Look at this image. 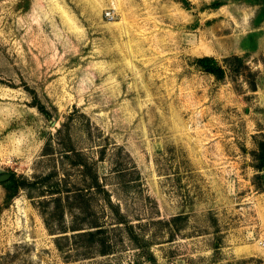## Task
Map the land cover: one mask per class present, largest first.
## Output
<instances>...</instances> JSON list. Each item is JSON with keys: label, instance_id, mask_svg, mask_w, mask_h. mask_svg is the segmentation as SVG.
I'll return each mask as SVG.
<instances>
[{"label": "rangeland", "instance_id": "374dc122", "mask_svg": "<svg viewBox=\"0 0 264 264\" xmlns=\"http://www.w3.org/2000/svg\"><path fill=\"white\" fill-rule=\"evenodd\" d=\"M263 138L264 0H0V264H264Z\"/></svg>", "mask_w": 264, "mask_h": 264}, {"label": "trees", "instance_id": "16d2710c", "mask_svg": "<svg viewBox=\"0 0 264 264\" xmlns=\"http://www.w3.org/2000/svg\"><path fill=\"white\" fill-rule=\"evenodd\" d=\"M196 62L199 64L200 68L216 77V79H222L225 74V69L222 65H219L215 62V59L210 56H203L195 59ZM225 64L236 63L237 70L238 67H244V63L242 59L237 55H232L225 57L223 59ZM252 90L254 88V80L252 81ZM33 105L38 109L40 113H42L46 118L50 117V111L45 107L43 103L39 101L35 97V101ZM68 118L62 123V125L56 130L55 139L56 145L52 147L51 142L47 141L45 144L44 151L48 150H57L60 156V167L63 168V161L66 159L72 165L77 166L80 168L82 173V183L84 182L88 189H100L101 184L99 183L98 175L95 169H92V163L88 162L85 158L82 157V153L74 146L70 137L68 136ZM46 154V153H44ZM251 166L255 169V171H262L264 170V138L259 139L256 141V148L251 152ZM62 162V164H61ZM58 171V168L54 169L51 173L43 177V180H49V178ZM10 180L12 182H16L13 175L10 176ZM80 181V182H81ZM24 183H15L12 190L17 189L20 186H23ZM252 185L254 186L255 190L263 192L264 191V175L261 173H256L252 176ZM11 187V186H10ZM49 188V187H48ZM50 194H57L60 192L59 188V181H54L53 184L48 189ZM108 195V193H107ZM122 220V219H120ZM123 222V221H119ZM99 230V229H98Z\"/></svg>", "mask_w": 264, "mask_h": 264}, {"label": "water", "instance_id": "95a60500", "mask_svg": "<svg viewBox=\"0 0 264 264\" xmlns=\"http://www.w3.org/2000/svg\"><path fill=\"white\" fill-rule=\"evenodd\" d=\"M10 176H11V174H10V173H5V172H2V173H0V182H2V181H5V180L9 179V178H10Z\"/></svg>", "mask_w": 264, "mask_h": 264}]
</instances>
